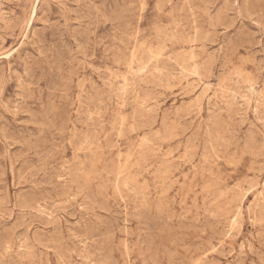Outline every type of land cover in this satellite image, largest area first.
<instances>
[{
  "label": "rangeland",
  "instance_id": "374dc122",
  "mask_svg": "<svg viewBox=\"0 0 264 264\" xmlns=\"http://www.w3.org/2000/svg\"><path fill=\"white\" fill-rule=\"evenodd\" d=\"M255 1L0 0V264H264Z\"/></svg>",
  "mask_w": 264,
  "mask_h": 264
},
{
  "label": "bare ground",
  "instance_id": "6f19581e",
  "mask_svg": "<svg viewBox=\"0 0 264 264\" xmlns=\"http://www.w3.org/2000/svg\"><path fill=\"white\" fill-rule=\"evenodd\" d=\"M90 1H91V0H90ZM95 1H96V0H95ZM165 1H166V0H165ZM168 1H169V0H168ZM206 1H207V0H206ZM252 1H253V0H252ZM254 1H255V0H254ZM256 1H257V0H256ZM256 1H255V2H256ZM112 2H113V1H112ZM203 2H204V1H203ZM250 2H251V1H250ZM258 2H259V1H258ZM35 3H36V2H35ZM104 3H106V2H104ZM104 3H103V5H105ZM212 3H213V2H212ZM252 3H253V2H252ZM63 4H64V3H63ZM260 4H261V3H260ZM260 4H259V5H260ZM115 5H116V4H115ZM115 5H114V6H115ZM252 5H253V4H252ZM40 6H41V5H40ZM256 6H257V5H256ZM256 6H255V7H256ZM115 7H116V6H115ZM115 7H114V8H115ZM158 7H159V6H158ZM161 7H162V5H161ZM163 7H164V6H163ZM120 9H121V8H120ZM157 9H158V8H157ZM199 9H200V8H199ZM104 10H105V9H104ZM109 10L111 11V9H109ZM144 10H145V9H144ZM144 10H143V11H144ZM158 10H159V9H158ZM182 10H183V9H182ZM91 11H92V10H91ZM96 11H97V10H96ZM118 11H119V10H118ZM121 11H122V13L124 12L123 10H121ZM49 12H50V11H49ZM104 12H105V11H104ZM116 12H117V11H116ZM97 13H98V12H97ZM263 13H264V12H263ZM33 14H35V13H33ZM92 14H93V13H92ZM92 14H91V15H92ZM114 14H115V13H114ZM261 14H262V13H261ZM35 15H36V14H35ZM35 15H34V16H35ZM99 15H100V14H99ZM177 15H178V14H177ZM259 15H260V14H259ZM262 15H263V14H262ZM3 16H4V15H3ZM100 16H102V15H100ZM100 16H99V17H100ZM4 17H5V16H4ZM4 17H3V18H4ZM32 17H33V16H32ZM113 17H114V16H113ZM116 17H117V16H116ZM3 18H2L1 20H3ZM111 18H112V17H111ZM117 19H118V18H117ZM105 20H107V19H105ZM108 20H109V19H108ZM31 21H32V20H31ZM121 21H122V20H121ZM108 22H109V21H108ZM116 23H117V22H116ZM120 23H121V22H120ZM110 24H111V23H110ZM92 25H93V24H92ZM95 25H96V24H95ZM99 25H100V24H99ZM124 26L126 27V25H124ZM175 26H176V25H175ZM178 26H179V25H178ZM210 26H211V25H210ZM28 27H29V26H28ZM118 27H119V26H118ZM125 27H124V28H125ZM111 28H112V27H111ZM120 29H121V28H120ZM27 31H28V30H27ZM88 36H89V35H88ZM114 36H117V35H114ZM117 37H118V36H117ZM40 38H41V37H40ZM52 38H53V37H52ZM52 38H51V39H52ZM115 39H117V38H115ZM121 39H122V38H121ZM196 39H197V38H196ZM3 40H4V39H3ZM41 40H42V39H41ZM46 40H47V39H46ZM84 40H86V39H84ZM114 41H115V40H114ZM43 42H44V41H43ZM52 42H53V41H52ZM54 42H55V41H54ZM86 42H88V41H86ZM115 42H116V41H115ZM40 43H41V42H40ZM44 44H45V42H44ZM46 44H47V43H46ZM59 44H60V43H59ZM59 44H58V45H59ZM195 44H196V42H195ZM56 45H57V44H56ZM86 45H88V44H86ZM21 47H22V46H21ZM50 47H51V45H50ZM44 48H45V46H44ZM53 48H54V47H53ZM45 49H46V48H45ZM45 49H44V50H45ZM40 50H41V49H40ZM44 50H43V51H44ZM145 50H146V49H145ZM54 51H55V50H54ZM40 53H41V52H40ZM46 53H47V52H46ZM46 53H45V54H46ZM13 54H14V53H13ZM41 54H42V53H41ZM43 54H44V53H43ZM47 54H48V53H47ZM55 55H56V54H55ZM157 57H158V56H157ZM62 58H63V57H62ZM171 58H174V57L172 56ZM184 58H185V57H184ZM51 59H53V58H51ZM25 60H26V59H25ZM55 60H56V59H55ZM62 60H63V59H62ZM192 60H193V59H192ZM238 60H240V59H238ZM52 61H53V60H52ZM64 61H65V60H64ZM150 61L152 62V60H150ZM241 62H242V61H241ZM53 63H54V62H53ZM63 63H64V62H63ZM65 63H66V62H65ZM170 63H172V62H170ZM174 63H175V62H174ZM179 63H180V62H179ZM184 63H185V62H184ZM230 63H231V62H230ZM57 64H58V61H57ZM24 65H25V64H24ZM40 65H41V64H40ZM50 65H51V64H49V66H50ZM134 65H135V64H134ZM137 65H138V64H137ZM244 65H245V63H244ZM25 67H27V66H25ZM25 67H24V68H25ZM53 67H54V66H53ZM128 67H129V66H128ZM186 67H187V66H186ZM186 67H184V68H186ZM43 68H44V67H43ZM43 68H42V69H43ZM61 68H63V67H61ZM91 68H92V67H91ZM29 69H31V68H29ZM182 69H183V68H182ZM26 70H27V69H26ZM204 70H205V68H204ZM14 71H15V70H14ZM55 71H56V70H55ZM61 71H62V70H61ZM63 71H64V70H63ZM63 71H62V72H63ZM66 71H67V70H66ZM94 71H95V70H94ZM140 71H141V70H140ZM235 71H236V70H235ZM26 72H27V71H26ZM95 72H96V71H95ZM138 72H139V71H138ZM65 73H66V72H65ZM141 73H142V72H141ZM66 74H67V73H66ZM97 74H98V73H97ZM145 74H146V73H145ZM23 75H24V74H23ZM27 75H28V74H27ZM131 75H132V74H131ZM153 75H156V74H153ZM15 76H16V75H15ZM40 76H41V75H40ZM144 76H145V75H144ZM159 76H160V75H159ZM198 76H199V75H198ZM20 77H21V76H20ZM139 77H140V76H139ZM148 77H150V76H148ZM189 77H190V76H189ZM193 77H194V76H193ZM196 77H197V76H196ZM153 78H154V77H153ZM78 79H79V78H78ZM148 79H149V78H148ZM155 79H156V78H155ZM188 79H189V78H188ZM31 80H32V79H31ZM39 80H40V79H39ZM50 80H51V79H50ZM126 80H127V79H126ZM149 80H150V79H149ZM157 80H158V79H157ZM18 81H19V80H18ZM28 81H29V80H28ZM33 81H34V78H33ZM113 81H114V80H113ZM131 81H132V80H131ZM152 81H153V80H152ZM154 81H155V80H154ZM40 82H41V81H40ZM51 82H52V81H51ZM66 82H68V81H66ZM138 82H139V81H138ZM141 82H142V81H141ZM16 83H17V82H16ZM23 83H24V82H23ZM31 83H32V82H31ZM78 83H79V82H78ZM139 83H140V82H139ZM146 83H147V82H146ZM150 83H151V81H150ZM156 83H157V82H156ZM156 83H155V84H156ZM207 83H208V82H207ZM80 84H81V82H80ZM18 85H19V84H18ZM20 85H22V84H20ZM38 85H39V84H38ZM93 85H94V84H93ZM93 85H90V86H93ZM135 85H136V84H135ZM146 85H147V84H146ZM76 86H77V85H76ZM50 87H52V85H51ZM78 87H79V85H78ZM138 87H139V85H138ZM191 87H192V86H191ZM20 88H21V87H20ZM24 88H25V87H24ZM111 88H112V87H111ZM111 88H110V89H111ZM26 89H28V88L26 87ZM112 89H113V88H112ZM135 89H136V88H135ZM30 90H31V89H30ZM47 90H48V89H47ZM80 90H81V89H80ZM123 90H124V89H123ZM168 90H170V89H168ZM2 91H3V90H2ZM113 91H114V90H113ZM124 91H125V90H124ZM132 91H133V90H132ZM49 92H50V91H49ZM114 92H116V91H114ZM221 92H222V91H221ZM31 93H32V92H31ZM130 93H131V92H130ZM147 93H148V92H147ZM147 93H146V94H147ZM219 93H220V92H219ZM34 94H35V93H34ZM117 94H118V93H117ZM29 95H30V94H29ZM39 95H40V94H39ZM47 95H48V94H47ZM100 95H101V94H100ZM100 95H99V96H100ZM118 95H119V94H118ZM118 95H117V96H118ZM121 95H122V94H121ZM121 95H119V96H121ZM130 95H131V94H130ZM32 96L34 97V95H32ZM32 96H30V97H32ZM48 96H49V95H48ZM119 96L116 97V98L119 99ZM125 96H126V95H125ZM125 96H124V97H125ZM127 96H128V95H127ZM136 96H137V95H136ZM186 96H187V95H186ZM51 97H53V96L51 95ZM122 97H123V96H122ZM129 97H130V96H129ZM120 98H121V97H120ZM76 99H77V98H76ZM41 100H42V99H41ZM54 100L56 101V99H54ZM96 100H97V99H96ZM120 100H121V99H120ZM30 101H31V100H30ZM100 101H101V100H100ZM110 101H111V100H110ZM147 101H148V100H147ZM37 102H38V101H37ZM148 103H149V102H148ZM165 103H166V102H165ZM52 104H53V103H52ZM146 104H147V103H146ZM195 104H196V103H195ZM33 106H35V105H33ZM47 106H48V104H47ZM99 106H100V105H99ZM99 106H97V107H99ZM200 106H201V105H200ZM232 106H233V105H232ZM104 107H105V106H104ZM106 107H107V106H106ZM195 107H196V106H195ZM256 107H257V106H256ZM7 108H8V107H7ZM41 108H42V106H41ZM48 108H51V107H48ZM119 108H120V107H119ZM258 108H259V107H258ZM7 110H8V109H7ZM99 110H100V109H99ZM105 110H107V109H105ZM119 110H120V109H119ZM47 111H48V110H47ZM97 112H98V111H97ZM113 112H114V111H113ZM4 113H5V112H4ZM46 113H47V112H46ZM37 114H38V113H37ZM39 114H40V113H39ZM95 114H96V113H95ZM102 114H103V113H102ZM44 115H45V114H44ZM90 115H91V114H90ZM39 116H40V115H39ZM87 116H88V115H87ZM91 117H92V115H91ZM99 117H100V116H99ZM85 118H86V116H85ZM89 118H90V117H89ZM89 118H88V119H89ZM95 118H96V117H95ZM118 118H119V120H120L121 117H118ZM92 119H93V118H92ZM100 119H102V117H101ZM260 119H261V118H260ZM0 120H1V119H0ZM3 120H4V119H2V121H3ZM35 120H36V118H35ZM98 120H99V119H98ZM122 120H123V119H122ZM37 121H38V118H37ZM88 121H89V120H88ZM90 121H91V120H90ZM90 121H89V122H90ZM92 121H93V120H92ZM116 121H117V120H116ZM176 121H179V119L176 120ZM93 122H94V121H93ZM218 122H219V121H218ZM218 122H217V123H218ZM226 122H227V121H226ZM229 122H230V120H229ZM50 123H51V122H50ZM90 123H91V122H90ZM122 123H123V122H122ZM227 123H228V122H227ZM45 124H46V123H45ZM87 124H88V123H87ZM87 124H86V125H87ZM229 124H230V123H229ZM89 125H90V124H89ZM91 125H92V124H91ZM91 125H90V126H91ZM93 125H94V124H93ZM93 125H92V126H93ZM97 125H98V124H97ZM149 125H150V124H149ZM153 125H154V124H153ZM51 126H52V125H51ZM87 126H88V125H87ZM95 126H96V125H95ZM178 126H179V125H178ZM43 127H45V126L43 125ZM52 127H53V126H52ZM100 127H101V126H100ZM114 127H115V126H114ZM219 127H221V125H219ZM87 128H88V127H87ZM94 128H95V127H94ZM101 128H102V127H101ZM48 129H49V128H48ZM219 129H220V128H219ZM219 129H218V131H219ZM224 129H227V128L225 127ZM50 130H51V129H50ZM50 130H49V131H50ZM104 130H105V129H104ZM220 130H221V129H220ZM231 130H232V129H231ZM181 131H182V130H181ZM233 131H234V130H233ZM91 132L93 133V131H91ZM145 132H146V131H145ZM225 132H226V131H225ZM87 133H88V132H87ZM232 133H233V132H232ZM232 133H231V134H232ZM219 134H220V133H219ZM88 135H89V134H88ZM88 135H87V137H88ZM90 135H91V134H90ZM214 135H215V134H214ZM228 135H229V134H228ZM232 135H234V134H232ZM92 136H94V135H92ZM215 136H216V135H215ZM109 137H111V135H110ZM120 137H121V136H120ZM216 137H217V136H216ZM194 138H195V137H194ZM120 139H121V138H120ZM142 139H143V138H142ZM148 139H149V138H148ZM148 139H147V141H148ZM40 141H41V140H40ZM92 141H93V140H92ZM143 141H144V140H143ZM147 141H146V142H147ZM45 142L47 143V141H45ZM119 142H120V141H119ZM158 142H159V141H158ZM191 142H192V141H191ZM218 142H219V141H218ZM225 142H227V141H225ZM229 142H231V141H229ZM35 143H36V141H35ZM38 143H39V142H38ZM192 143H194V142H192ZM222 143H223V141H222ZM36 144H37V143H36ZM40 144H42V142H40ZM229 144H230V143H229ZM46 145H47V144H46ZM147 145H148V144H147ZM222 145H223V144H222ZM33 146H34V145H33ZM95 146H96V145H95ZM95 146H94V148H95ZM220 146H221V145H220ZM230 146H231V145H230ZM38 147H39V146H38ZM40 147H41V146H40ZM118 147H119V146H118ZM226 147H227V146H226ZM32 148H33V147H32ZM83 148H84V147H83ZM87 148H88V147H87ZM224 148H225V147H224ZM227 148H228V147H227ZM34 149H36V148H34ZM34 149H33V150H34ZM64 149H65V148H64ZM85 149H86V148H85ZM79 150H80V149H79ZM98 150H99V149H98ZM141 150H142V149H141ZM221 150H222V149H221ZM50 151H51V150H50ZM91 151H92V149H91ZM218 152H219V151H218ZM220 152H221V151H220ZM51 153H52V151H51ZM51 153H49V154H51ZM88 153H90V152H88ZM88 153H87V155H90V154H88ZM102 153H103V151H102ZM224 153H225V152H224ZM49 154H47V155H49ZM70 154H71V153H70ZM100 154H101V152H100ZM217 154L220 155L219 153H217ZM47 155H46V156H47ZM74 155L77 156L76 154H74ZM145 155H146V154H145ZM214 155H215V154H214ZM221 155H222V153H221ZM52 156H53V155H52ZM52 156H51V157H52ZM85 156H86V155H85ZM85 156H84V158H85ZM225 156H226V155H225ZM225 156H224V157H225ZM244 156H245V155H244ZM47 157H49V156H47ZM90 157H91V156H90ZM108 157H109V156H107V158H108ZM41 158H42V157H41ZM73 158H74V157H73ZM86 158H87V157H86ZM93 158H94V157H93ZM140 158H141V157H140ZM48 159H49V158H48ZM88 159H90V158H88ZM123 159H124V158H123ZM204 159H205V158H204ZM221 159H222V158H221ZM218 160H220V159L218 158ZM42 161H44V157H43V160H42ZM42 161H41V162H42ZM88 161H89V160H88ZM92 161H93V160H92ZM119 161H120V160H119ZM65 163H66V162H65ZM42 164H43V163H42ZM90 164H91V163H90ZM127 164H128V162H127ZM143 164H144V163H143ZM210 164H211V163H210ZM43 165H44V164H43ZM77 165H78V164H77ZM141 165H142V164H141ZM90 166H91V165H90ZM125 166H126V165H125ZM45 167H46V166H45ZM134 167H136V166H134ZM112 168H114V167L112 166ZM193 168H194V167H193ZM59 169H60V168H59ZM59 169H58V170H59ZM89 169H90V168H89ZM132 169H133V168H132ZM86 170H87V169H86ZM91 170H92V169H91ZM54 171H55V170H54ZM74 171H75V170H74ZM94 171H95V170H94ZM107 171H108V170H107ZM57 172H58V171H57ZM70 172H71V171H70ZM72 172H73V171H72ZM75 172H76V171H75ZM99 172H100V171H99ZM53 173H55V172H53ZM97 173H98V172H97ZM118 174H119V173H118ZM120 174H121V173H120ZM91 176H92V175H91ZM100 176H101V175H100ZM170 176H171V175H170ZM93 177H94V176H93ZM53 178H54V177H53ZM81 178H82V177H81ZM95 178H96V177H95ZM163 178H164V177H163ZM78 179L80 180L79 177H78ZM83 179H85V177H84ZM122 179H123V178H122ZM81 180H82V179H81ZM82 182H83V181H82ZM82 182H81V183H82ZM88 183H89V182H88ZM248 183H249V182H248ZM79 184H80V183H79ZM84 184H85V183H84ZM88 186H91V185H88ZM167 186H168V185H167ZM99 187H100V186H99ZM114 187H115V186H114ZM88 188H89V187H88ZM88 188H87V189H88ZM247 188H248V186H247ZM81 189H82V188H81ZM84 189H85V188H84ZM101 189H102V188H101ZM117 189H118V188H117ZM170 190H171V189H170ZM240 193H241V192H240ZM91 194H92V193H91ZM118 194H119V193H118ZM86 195H87V194H86ZM88 195H89V194H88ZM88 195H87V196H88ZM91 197H92V196H91ZM120 197H121V196H120ZM87 199H88V198H87ZM92 199H93V198H92ZM92 199H91V200H92ZM96 199H97V198H96ZM103 200H104V199H103ZM105 202H106V201H105ZM216 202H217V201H216ZM216 202H215V203H216ZM89 204H90V203H89ZM108 204H109V203H108ZM102 205H103V204H102ZM106 205H107V204H106ZM99 207H102V206H99ZM117 207H118V206H117ZM87 210H88V209H87ZM115 210H117V209H115ZM90 211H93V210H90ZM108 212H109V210H108ZM144 214H145V213H144ZM114 215H115V214H114ZM141 216H142V215H141ZM141 216H139V217L141 218ZM145 216H146V214H145ZM145 216H144V219H145ZM125 217H126V216H125ZM146 218H147V216H146ZM150 220H152V219H150ZM154 220H155V219H154ZM115 221H116V220H115ZM106 222H107V220H106ZM125 222H126V221H125ZM150 222H151V221H150ZM166 224H167V223H166ZM112 225H113V224H112ZM152 225H153V224H152ZM125 226H126V225H125ZM145 226H147V225H145ZM153 226L155 227L156 225H153ZM108 229H109V228H108ZM110 229H111V228H110ZM113 229H115V228H113ZM147 229H148V227H147ZM150 231H152V230H150ZM101 232H102V231H101ZM101 232H100V233H101ZM112 233H113V232H112ZM115 234H116V233H115ZM115 234H114V235H115ZM118 234H119V233H118ZM120 234H121V233H120ZM127 234H128V233H126V235H127ZM109 235H110V233H109ZM105 236H106V235H105ZM101 237H102V236H101ZM106 237H107V236H106ZM256 237H257V236H256ZM107 238H108V237H107ZM150 238H151V237H150ZM10 239H11V238H10ZM111 240H112V239H111ZM114 240H116V239H114ZM114 240H113V241H114ZM143 241H144V240H143ZM109 242H110V241H109ZM183 242H184V241H183ZM97 243H99V242H97ZM100 243H101V242H100ZM103 243H104V242H103ZM110 243H111V242H110ZM110 243H109V244H110ZM9 245H10V244H9ZM103 245H104V244H103ZM129 245H130V243H129ZM151 245H152V244H151ZM209 245H210V244H209ZM100 246H101V245H100ZM107 246H108V245H107ZM172 246H173V245H172ZM11 247H12V246H11ZM107 248H108V247H107ZM103 249H104V248H103ZM150 249H151V248H150ZM191 249H192V248H191ZM10 250H11V249H10ZM61 250H62V249H61ZM106 250H107V249H106ZM129 250H130V249H129ZM194 250H195V249H194ZM214 250H215V249H214ZM99 251H100V250H99ZM113 251H114V249H113ZM117 251H118V250H117ZM146 251H147V250H146ZM125 252H127V251H125ZM151 252H153V251H151ZM111 253H112V252H111ZM166 253H167V252H166ZM105 254H106V253H105ZM108 254H109V253H108ZM127 254H128V253H127ZM152 254H153V253H152ZM219 254H220V253H219ZM110 257H111V256H110ZM112 257H113V256H112ZM172 257H174V256H172ZM175 257H176V256H175ZM105 258H107V257H105ZM113 258H114V257H113ZM211 258H212V257H211ZM233 258H234V257H233ZM128 259H129V258H128ZM129 260H130V259H129ZM116 262H117V261H116ZM152 262H153V261H152ZM125 264H126V263H125Z\"/></svg>",
  "mask_w": 264,
  "mask_h": 264
}]
</instances>
